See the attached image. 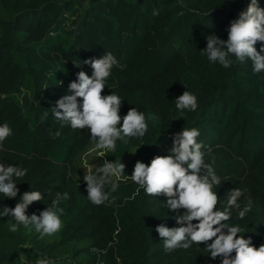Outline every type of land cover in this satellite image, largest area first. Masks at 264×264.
<instances>
[{
	"label": "trees",
	"instance_id": "1",
	"mask_svg": "<svg viewBox=\"0 0 264 264\" xmlns=\"http://www.w3.org/2000/svg\"><path fill=\"white\" fill-rule=\"evenodd\" d=\"M249 3L0 0V125L6 122L12 129L0 164L27 170L23 178H14L15 198L0 194V213L3 207L14 208L25 191L44 197L29 206V216L51 207L56 193L68 194L58 206L64 209L63 226L48 239L23 225L10 231L14 218L0 215V264H35L39 258L52 264H221L204 243L165 251L156 228L180 226L174 217L183 210L173 213L163 195L137 193L139 186L127 177L137 161L150 164L157 155H169L173 136L183 127L199 130L205 162L220 177L214 188L217 210L226 207L230 190L242 189L241 209L250 199L252 210L239 219L233 208L227 223L239 226L238 237L250 238L252 246L264 244V71L254 73L250 59L240 62L234 56L229 57L232 66L224 68L201 52L209 35L227 40L230 22ZM258 5L264 8V0ZM153 10L159 14L153 16ZM254 47L259 51L261 42ZM106 52L125 67H113L102 95L114 92L122 98L121 117L132 107L143 112L148 130L127 144L117 140L115 151L106 152L109 159H125V175L112 179L118 184L115 192L105 185L110 201L97 206L87 197L86 181L70 168L86 143L83 131L64 132V121L56 120L51 109L57 93L68 91L80 71L91 76L84 61ZM186 89L194 91L199 107L181 116L175 100ZM19 92L29 96V110Z\"/></svg>",
	"mask_w": 264,
	"mask_h": 264
},
{
	"label": "clouds",
	"instance_id": "2",
	"mask_svg": "<svg viewBox=\"0 0 264 264\" xmlns=\"http://www.w3.org/2000/svg\"><path fill=\"white\" fill-rule=\"evenodd\" d=\"M158 14L159 10H153V16ZM227 32L226 41L216 35L207 36L202 54H206L210 62H219L224 68L234 63L229 57L234 56L240 62L250 59L254 73L264 71V55H261L264 52V8L259 7L258 0H250L246 10H242L238 18L230 22ZM257 42L262 44L259 51L254 47ZM84 63L91 66V76L80 71L77 81L69 84L68 92L71 94L60 98L51 112L56 120L67 122L73 130L88 129L94 150H100L99 155L103 157L106 152L115 151L117 140L127 144L130 138H143L148 130L147 120L143 112L133 107L121 117L119 111L122 98L114 92L102 95L113 67L121 70L125 67L111 52ZM175 107L181 116L185 110L195 112L199 107L198 99L186 90L175 100ZM47 115L45 112L44 117ZM10 135L12 129L9 124L5 122L0 125V146ZM60 135L59 131L55 133L56 137ZM199 136L197 128L183 127L179 133L174 134L169 155H157L150 164L137 161L132 175L126 176L139 186L137 193L143 189L148 195H163L167 198L166 206L169 210L173 213L183 210L182 214L174 217L180 226L169 228L161 224L156 228L165 251L188 249L193 244L204 243L212 259L222 258L221 264H264V244L258 248L252 246L250 238L238 237L241 232L239 226H229L227 223L233 208L238 210V218L244 219L252 210V201L249 199L241 209L239 200L243 190L233 188L227 194L224 210H217L220 198L214 188L221 181L212 165L205 162L203 145L198 142ZM124 169L121 160L110 163L105 159L96 173L86 172L83 179L87 184L88 199L97 206L109 202L111 193L105 192V185L110 184L111 192H115L118 184L112 182L111 177L125 175ZM26 171L16 165L0 164V194L15 198L19 189L14 178H23ZM43 199L40 191H25L14 208L3 207L0 215H10L16 222L10 224L9 230L16 232L18 226L23 225L30 231L34 229L41 239L58 233L63 226L61 216L64 213V209L58 206L62 199H68V194L56 193L52 206L39 215L26 214L33 202ZM35 264L52 262L39 258Z\"/></svg>",
	"mask_w": 264,
	"mask_h": 264
},
{
	"label": "rangeland",
	"instance_id": "3",
	"mask_svg": "<svg viewBox=\"0 0 264 264\" xmlns=\"http://www.w3.org/2000/svg\"><path fill=\"white\" fill-rule=\"evenodd\" d=\"M188 91L191 93H194V91H192V90H188ZM69 94H71V93H69L68 91H60L57 93L58 99L62 98L65 95H69ZM18 95L20 97L21 105L23 107H26V109L29 110L31 108V100H30L29 96L24 92H19ZM62 128H63V130H65L64 132L72 129L70 127V125L67 124V122L63 123ZM82 131H83L84 137L86 139V143L83 144L80 147V149L77 151V153L74 157V160H73L72 164L70 165V168H72L74 175L78 180H80V181L83 180V182H85L83 179L85 173L88 171L96 173L97 168L103 165V162L105 159H107L108 162H110V163L115 162V161L119 162L120 160H121V163H123V164L125 163V159H123V158H119L117 160L109 159L107 157V153H105V155L103 157H100V155H99L100 150H94V143L91 141V135H90L89 130L83 129ZM8 139H6L5 141H8ZM9 141H10V139H9ZM6 143L9 144V142H6ZM5 147H6L5 144H3L2 146H0V150L3 151L5 149ZM114 178H117V177L113 176V177H111V180ZM119 178H121V177H119ZM48 238H50V237L45 236V239H48ZM26 256H27V254L25 252L23 254V258H26Z\"/></svg>",
	"mask_w": 264,
	"mask_h": 264
},
{
	"label": "built area",
	"instance_id": "4",
	"mask_svg": "<svg viewBox=\"0 0 264 264\" xmlns=\"http://www.w3.org/2000/svg\"><path fill=\"white\" fill-rule=\"evenodd\" d=\"M25 251H27V247H24V252H23V254L25 253ZM23 254H22V257H23Z\"/></svg>",
	"mask_w": 264,
	"mask_h": 264
}]
</instances>
